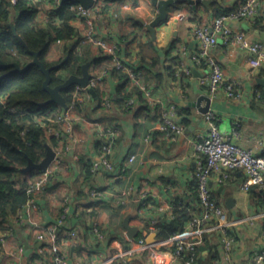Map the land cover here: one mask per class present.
I'll return each mask as SVG.
<instances>
[{
    "label": "crops",
    "instance_id": "crops-1",
    "mask_svg": "<svg viewBox=\"0 0 264 264\" xmlns=\"http://www.w3.org/2000/svg\"><path fill=\"white\" fill-rule=\"evenodd\" d=\"M203 1L191 4L184 0L180 1L181 6L169 7L168 17L155 26L154 34L148 24L159 9L152 0H116L100 16L94 15L93 33L108 43L115 38L120 44L121 59L136 71L135 77L124 87L131 94L133 105L117 108V111L113 109L105 116L104 109L96 108L97 96L91 93L86 103L89 109H95L94 113L84 119L77 113L73 137L64 135L57 142L62 161L56 180L36 197L37 207L27 204L22 222L4 229L11 233L0 243V264H50L52 242L37 241L36 232L58 218L65 200L68 214L57 232V242L69 264H182L180 259L174 258L173 239H199L205 232L184 230L179 236L177 233L160 237L157 231H148L147 220L156 215L162 220H170L171 203L195 208L198 202L193 190L198 160L195 143L207 131L206 111L202 110L207 100L202 99L197 104V99L201 94L209 93L202 82L204 68L194 64L182 50L190 53L196 49L193 34L196 26L209 24L216 12L233 10L241 0ZM99 3L105 5L106 2L99 0ZM48 5L46 2L37 14V20L43 24L47 20ZM256 19L254 22L234 20L231 25L233 29L244 31L250 40L264 43V0H260ZM73 24L82 35L90 27L79 17ZM126 36L128 41L135 39L123 44L121 40ZM139 43L143 44L142 52ZM99 48L91 44L90 56L102 58L95 64L90 63L92 75L110 66V60L104 57L107 52ZM211 51L221 64L224 77L240 81L242 97L230 99L220 91L211 97L209 109L219 117L218 125L224 134L238 145L264 156V83L261 82L264 58L260 67H252L249 51L235 42L225 43L220 35ZM185 66L189 72L184 71ZM104 75L98 92L101 98L109 96L112 99L118 93L121 79L113 76L111 70ZM171 103L176 104L177 120L183 124V131L174 139L158 127L161 111ZM111 122L120 127L113 152L115 170L91 172L87 176L84 164L91 162L99 150L97 131ZM235 124L238 126L234 134L232 126ZM132 154L134 158L129 161ZM222 174L212 173L209 185L228 220H249L246 218L264 210V205L251 190L242 189L244 176L240 169L231 171L228 178L220 181ZM129 185L136 187L135 192L125 205H118L116 200L120 191ZM93 186L101 190L99 198L89 197L88 190ZM93 200L98 201L95 215L77 217L79 211L89 210L85 208ZM144 202L145 206L142 205ZM161 205L163 209H158ZM142 207L144 216L139 215ZM7 225L8 222L4 223L5 227ZM235 226L238 236L230 258L224 264H253L252 252L264 248V217L256 218L252 225L247 221ZM71 227L78 229L77 237L66 239ZM128 227L132 228V238L127 233ZM142 237L145 244L138 242ZM200 241L201 256L205 258L208 248L203 240ZM41 246L44 248L42 253L37 251ZM202 246L205 249H201ZM110 257L113 259L107 261Z\"/></svg>",
    "mask_w": 264,
    "mask_h": 264
},
{
    "label": "built area",
    "instance_id": "built-area-1",
    "mask_svg": "<svg viewBox=\"0 0 264 264\" xmlns=\"http://www.w3.org/2000/svg\"><path fill=\"white\" fill-rule=\"evenodd\" d=\"M11 6L15 5L17 0H8ZM61 0H52L49 2L48 10L58 6ZM260 0H241V2L230 12L215 15L209 24L198 25L193 29V34L197 42L196 49L188 53L183 49V53L189 56V59L197 65H201L204 68L205 75L202 82L206 85L209 96L214 97L222 91L230 99H240L242 97L241 83L239 80L226 79L224 77L223 68L212 53L211 48L215 46L217 42V36L220 35L225 43L235 42L240 47L249 51V62L252 67H260L262 65V58H264V43L257 40H250L244 31L239 29H233L231 21L245 19L254 22L259 15ZM77 14L79 18L85 20L90 25L87 31L84 32L86 40L101 47L108 54H111L110 66L103 72L92 75L87 85L82 86L75 84L72 90V100L64 107L57 118H50L47 122L42 121L41 126L47 136L55 135L57 142L60 141L62 136L67 135L73 137L75 124L77 120L76 104L82 102L86 104L91 97L90 88L99 86L104 81V74L109 73L111 67H116L128 72L129 76L133 79L135 72L130 65L126 64L119 55V42L114 38L112 43H108L105 38H101L93 33L91 25L93 23V17L100 16V3L94 0V3L90 7H85L80 3L76 5ZM47 22V20H45ZM1 31V29H0ZM185 72H189V68L185 66ZM178 74V72H177ZM257 95H260L257 92ZM102 104L109 111L112 107L111 98L104 97ZM133 105L132 99H128L126 107L129 108ZM11 110H14L11 107ZM178 110L174 103L168 105L163 109L160 114L161 122L159 129L169 138H176L183 131V124L177 120ZM81 119L85 117L81 115ZM204 118L207 122V131L201 137L199 141L195 143V148L198 152V160L196 169L194 171V177L197 181V194L198 202L196 208L198 212L195 213L192 219L185 224L186 231H200L211 232L216 235V243L219 250V258L216 264H224L230 258V252L233 248L237 235L236 226L239 223H245L249 221L252 225L256 218L264 217V210L239 220H228L224 208L217 202L213 196L211 187L209 185V179L212 173L222 172L223 177L220 181L225 180L230 176L231 171L240 169L243 172V182L241 184L242 189L249 191L252 186H256L260 189H264V156L255 154L251 148H246L238 145L229 136L224 134L218 125L219 117L216 113L210 109L205 112ZM238 124L232 126V132L235 134ZM120 127L117 123L101 127L97 131L99 139V150L95 158L91 160L90 171H105L112 172L115 170V164L113 160L114 144L117 136L119 135ZM56 155L49 163L46 169L42 170L27 187L28 193L31 195L27 202L19 209L18 213L8 220L7 227L13 225L16 222H22L25 219V208L27 204L32 207H37L36 197L44 190V188L53 181L56 180L59 166L62 159L59 156L60 150L57 147ZM134 155L129 156V161H132ZM121 169H125L122 167ZM136 190L134 185H129L123 188L118 197L117 204L125 205L129 200L131 194ZM90 198L96 199L102 194L98 187H91L88 190ZM143 206L146 203H142ZM176 203L170 204L171 217L172 210ZM264 205V204H263ZM142 207L139 210V215H143ZM158 209H163V206H159ZM68 214V206L66 200L63 202L62 211L58 218L36 232V240L50 245L51 251V263L50 264H69V261L65 254L62 252L59 240L60 228L63 226ZM143 219V218H141ZM160 218L158 215L150 217L147 220L148 231H156L157 224ZM78 229L71 227L67 230L66 239H73L77 237ZM183 230V231H184ZM182 231V232H183ZM10 230H0V243H2L10 234ZM180 233L177 234L179 236ZM176 237V236H175ZM264 238V233H263ZM50 239V240H49ZM200 239L198 238H181L176 237L173 239L174 243L173 255L174 258H178L184 262V264H203L200 263L201 251L199 249ZM140 244H145V238L142 237L138 240ZM43 246L38 247V252H43ZM113 259L110 257L108 260ZM253 264H264V248H256L252 252Z\"/></svg>",
    "mask_w": 264,
    "mask_h": 264
},
{
    "label": "trees",
    "instance_id": "trees-1",
    "mask_svg": "<svg viewBox=\"0 0 264 264\" xmlns=\"http://www.w3.org/2000/svg\"><path fill=\"white\" fill-rule=\"evenodd\" d=\"M103 1L106 3L100 5L101 12L107 10L109 4L116 0ZM46 2L51 3L52 0H17L13 6L8 0H0V58L5 62L15 61L20 66H25L34 58V52L38 51V58L46 67L55 65L50 71V84L55 86L63 82L70 74L81 75L82 64L92 54V43L87 41L73 24L74 19L78 17L76 2L62 1L58 6H54L47 11V22L43 24L37 20V14ZM175 5L181 6V3L177 2ZM230 11L232 9L221 10L216 12V15ZM11 22L16 32L12 31ZM137 25L140 23L137 22ZM127 39V36L123 37L121 42L128 44L135 38L130 41ZM139 45L142 52L143 44L139 43ZM99 49L104 52L101 47ZM143 55L142 53V60ZM104 57L111 60L112 56L105 53ZM101 59L95 56L91 63L95 64ZM131 68L136 73L132 66ZM111 74L119 76L121 83L118 84V93L111 99L112 107L109 111L105 110L102 104L103 98L99 95L98 86L93 88L94 95L97 96L96 108L104 109L105 116L108 112L110 115L113 109L117 111V108H127L126 102L131 98L130 92L124 89L125 84L132 79L128 72L111 67ZM44 79L45 75L37 64L29 65L24 71L15 70L13 66L0 65V230L7 228L4 223L16 215L27 202L31 196L27 187L42 172L37 168L24 171L23 168L27 165L28 159L39 162L44 158L47 146L57 148V137L47 136L41 122L57 118L64 107L56 102L47 101L50 94L43 86ZM74 87L75 84L61 90L67 104L72 100L71 92ZM87 104L83 105L82 102L76 104L77 113H81L85 118H89V114L95 111L94 108L89 109ZM11 107L14 110H11ZM113 123L115 122L107 125ZM84 166L86 175L90 176L91 162L86 161ZM193 190L198 198L195 177ZM250 190L258 202L264 204V189L252 186ZM97 203L98 201L95 200L89 201L85 208L89 210L79 211L77 217L81 219L86 216L93 217ZM196 212L198 208L177 202L170 220L160 218L156 227L158 235L167 238L182 232L185 224ZM202 239L208 248V254L205 258L201 256L199 262L216 264L220 254L215 241L216 235L205 232ZM198 247L200 249V246ZM182 264H184L183 261Z\"/></svg>",
    "mask_w": 264,
    "mask_h": 264
},
{
    "label": "water",
    "instance_id": "water-1",
    "mask_svg": "<svg viewBox=\"0 0 264 264\" xmlns=\"http://www.w3.org/2000/svg\"><path fill=\"white\" fill-rule=\"evenodd\" d=\"M61 1H74L76 3L82 4L85 7H90L94 3V0H61ZM152 1L154 4H156L158 6V9H159L158 14L148 24V28H149L150 32L152 34H154L155 26L168 17V13H169L168 8L175 5L177 2L184 1V0H152ZM186 1L190 2L191 4H195L198 2H205L203 0H186ZM10 26L12 28V31L16 32L15 26L12 22L10 23ZM34 53H35L34 58L32 60H30L25 66H20L19 63L15 62V61L5 62L1 58H0V65H2L4 67L13 66V68L15 70L24 71L29 65L37 64L41 68L42 72L45 75L43 86L50 94V97L48 98L47 101L56 102V103L62 105L63 107H66L67 103L65 101L64 96L61 93V90L66 89L73 84H80L82 86H85L88 84L89 79L92 77V74L89 70V66H90L91 61L93 60V57L89 56L88 60L82 64L81 75L70 74L64 79L63 82H61L55 86H52L50 84V81H51L50 71L53 67H55V65L50 66V67H46L44 65V63L38 58V55H37L38 51H35ZM261 82L264 83V79H262ZM90 91L92 92V94H94L93 88H90ZM202 99L207 100L205 106L202 108V110L207 111L209 109V106H210L211 97L207 94H201L197 99V104H199V102ZM55 155H56V151L54 150V148H52L51 146H47V150H46L44 158L39 162H35L29 158L28 163L25 166V168H23V170L26 171V170H29L32 168L44 170L47 168L49 163L53 160ZM127 233L130 236V238L133 237L131 235L132 234V228L128 227ZM201 249H205V246H202Z\"/></svg>",
    "mask_w": 264,
    "mask_h": 264
},
{
    "label": "rangeland",
    "instance_id": "rangeland-1",
    "mask_svg": "<svg viewBox=\"0 0 264 264\" xmlns=\"http://www.w3.org/2000/svg\"><path fill=\"white\" fill-rule=\"evenodd\" d=\"M88 41V40H87ZM54 150H56V149H54Z\"/></svg>",
    "mask_w": 264,
    "mask_h": 264
}]
</instances>
